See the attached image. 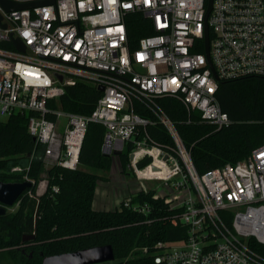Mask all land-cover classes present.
<instances>
[{
    "label": "built area",
    "instance_id": "built-area-1",
    "mask_svg": "<svg viewBox=\"0 0 264 264\" xmlns=\"http://www.w3.org/2000/svg\"><path fill=\"white\" fill-rule=\"evenodd\" d=\"M10 1L33 6L7 10L0 0V121L32 113L28 127L36 142L26 166L11 172L34 184L29 172L39 158L47 176L36 193L44 195L49 169L79 168L89 125L100 123L105 153L120 157L131 145L127 167L139 183L134 194L154 190V198L174 211L173 225L188 229L184 239L135 251L157 264H264L254 246L264 244V145L200 174L176 122L158 102L174 97L218 128L232 123L217 98L220 80L264 76V0H212L208 16L211 0ZM135 13L150 20L153 34L134 48L128 20ZM78 79L105 87L91 114L50 106ZM137 104L153 118L139 114ZM152 124H161L172 142L153 138ZM132 195L121 202L148 212V205L132 204Z\"/></svg>",
    "mask_w": 264,
    "mask_h": 264
},
{
    "label": "trees",
    "instance_id": "trees-1",
    "mask_svg": "<svg viewBox=\"0 0 264 264\" xmlns=\"http://www.w3.org/2000/svg\"><path fill=\"white\" fill-rule=\"evenodd\" d=\"M128 28L129 41L134 48L141 38L153 34L150 20L141 13L130 15ZM102 95L94 83L78 79L76 84L66 87L59 100L51 101L50 106L89 115ZM217 98L232 120L222 128L202 120L198 111L189 112L177 98L158 99L176 122L200 174L244 160L264 145V76L222 79ZM136 111L153 118L150 110L141 104H137ZM31 115L30 112L16 113L0 121V181L24 180L22 173H13L11 168L20 159L26 163L34 151L36 142L28 127ZM147 129L156 140L172 142L161 124L149 125ZM104 136L102 124L90 123L79 168H50L48 190L44 195L36 193L44 165L39 158L33 161L29 175L36 183L21 195L15 212L0 216V264H4V259L8 264H42L45 256L108 244L112 245L116 255L112 264H157L152 257L140 255L135 248H152L160 240L173 241L188 236L187 227L173 225L170 216L174 211L164 199L154 198V190L132 195V204L148 205L146 213L125 206L123 201L114 209L94 208L98 183L100 179H106L99 171L109 173L113 162L112 155L103 151ZM130 149L131 145L120 155L125 171H129ZM149 161V158L143 160L140 166ZM54 185L58 186L57 191L53 189ZM31 234L35 235L33 256L30 252L23 254L19 249L24 236ZM254 246L264 257V244Z\"/></svg>",
    "mask_w": 264,
    "mask_h": 264
},
{
    "label": "water",
    "instance_id": "water-1",
    "mask_svg": "<svg viewBox=\"0 0 264 264\" xmlns=\"http://www.w3.org/2000/svg\"><path fill=\"white\" fill-rule=\"evenodd\" d=\"M1 4L7 10H14L24 7L33 6V4H20L10 0H1ZM212 9V0L208 9V14ZM2 15L0 14V20ZM209 35H206V52L209 55L210 44ZM17 48L24 52L26 45L20 38L15 39ZM63 79L62 75H59ZM100 91H104L103 85L98 86ZM32 183L29 181L22 182H3L0 181V216L8 213V208L13 206L18 199L23 195L26 189L30 188ZM35 239V235L25 237L24 240ZM116 259L115 251L112 245L95 246L91 248L81 249L74 252L45 256L42 264H112Z\"/></svg>",
    "mask_w": 264,
    "mask_h": 264
},
{
    "label": "rangeland",
    "instance_id": "rangeland-1",
    "mask_svg": "<svg viewBox=\"0 0 264 264\" xmlns=\"http://www.w3.org/2000/svg\"><path fill=\"white\" fill-rule=\"evenodd\" d=\"M112 159V167L109 173L102 170L99 171L100 175L106 176V179L102 178L98 183V187L96 190L97 193L95 196L96 209H114L118 207L119 203L124 198V195H126L127 193H130L129 195L133 194L139 187V183L133 173L124 170L121 158L117 155H112ZM18 162L19 163L17 165H20L22 167L26 166L24 159H20ZM46 176L47 168L44 167L41 178ZM120 197L123 198L118 203ZM18 206L19 203L16 202L13 206L8 208V213L15 212L18 209ZM5 262H8L6 259H4L3 263L8 264Z\"/></svg>",
    "mask_w": 264,
    "mask_h": 264
},
{
    "label": "flooded vegetation",
    "instance_id": "flooded-vegetation-1",
    "mask_svg": "<svg viewBox=\"0 0 264 264\" xmlns=\"http://www.w3.org/2000/svg\"><path fill=\"white\" fill-rule=\"evenodd\" d=\"M32 235L33 234L24 236V238L25 237H30ZM24 238H23V242L24 243L19 247V249L21 250V252L23 254H27L28 252H30V255L33 256V254H34L33 252H34L35 249L33 248L34 244H33L32 240H34V239L24 240Z\"/></svg>",
    "mask_w": 264,
    "mask_h": 264
},
{
    "label": "crops",
    "instance_id": "crops-1",
    "mask_svg": "<svg viewBox=\"0 0 264 264\" xmlns=\"http://www.w3.org/2000/svg\"><path fill=\"white\" fill-rule=\"evenodd\" d=\"M137 190V189H136ZM133 191H135V190H133ZM133 191H131V192H133ZM96 193H97V191H96ZM130 193H127L126 195H124L123 197H126V196H128ZM123 197H120V199L118 200V203H119V201L123 198ZM94 208H95V200H94ZM106 209H108V208H106Z\"/></svg>",
    "mask_w": 264,
    "mask_h": 264
}]
</instances>
